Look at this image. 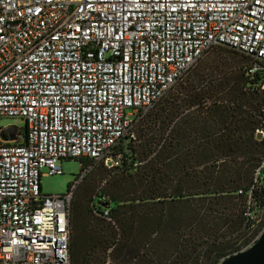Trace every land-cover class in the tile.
Instances as JSON below:
<instances>
[{
  "label": "built area",
  "instance_id": "2783aa9c",
  "mask_svg": "<svg viewBox=\"0 0 264 264\" xmlns=\"http://www.w3.org/2000/svg\"><path fill=\"white\" fill-rule=\"evenodd\" d=\"M217 48L248 60L245 90L264 96V0H0V119L26 122L0 138V264H72L77 187L118 166L113 149ZM71 159L83 164L68 192L43 194Z\"/></svg>",
  "mask_w": 264,
  "mask_h": 264
},
{
  "label": "trees",
  "instance_id": "16d2710c",
  "mask_svg": "<svg viewBox=\"0 0 264 264\" xmlns=\"http://www.w3.org/2000/svg\"><path fill=\"white\" fill-rule=\"evenodd\" d=\"M237 56L245 58L230 57ZM220 63L210 72L208 65L193 69L113 149L119 164L109 168L111 181L93 197L74 193L72 264H85L82 250L92 238L82 233H103L91 217L119 227L123 238L114 236L111 247L128 264H220L251 241L264 217V168L256 175L264 140L255 137L264 96L246 92L248 64ZM104 208L113 223L98 216Z\"/></svg>",
  "mask_w": 264,
  "mask_h": 264
},
{
  "label": "rangeland",
  "instance_id": "374dc122",
  "mask_svg": "<svg viewBox=\"0 0 264 264\" xmlns=\"http://www.w3.org/2000/svg\"><path fill=\"white\" fill-rule=\"evenodd\" d=\"M233 51L228 50L226 48H217L210 51L206 54L195 66L191 68V70L184 75L183 79L178 82L171 90H174L179 87L181 84L196 68L199 70L204 71L209 66V72L216 67L217 65H221L220 62L229 63V65H238V66H245L248 64V60L237 56L236 58H231V54ZM170 90V91H171ZM169 91V92H170ZM168 92V93H169ZM167 93V94H168ZM166 94V95H167ZM165 95V96H166ZM145 116V115H144ZM144 116L142 118H144ZM140 118V120L142 119ZM140 120L138 122H140ZM138 122L135 124L134 129ZM16 127L24 132L26 128V122L24 119L21 118H2L0 119V128L6 129L8 127ZM63 174L61 175H43L41 179V190L43 194L46 195H62L68 192L72 183L75 182L76 178L81 173V162L80 160H64L62 163ZM106 167L105 165H99L91 174H89L86 179L77 187L75 193L79 192V190H85L91 193L92 197L96 194L97 188L100 186L101 183L106 181H111L113 177V172ZM264 172V171H263ZM45 173V172H44ZM111 207H114V203H111ZM263 215V214H262ZM262 215H258V219L255 222V232L251 241L242 248V251L249 247L261 234L264 228V217ZM91 227L94 228L93 225H97L102 227L103 233L102 235H93V233H89L85 230L82 233V237L88 239L89 237L92 238L91 243H86L85 248L82 250L84 246V241L80 240L79 245L83 252V262L85 264H128V260L123 261L119 258V254H114V249L111 247L113 245V238H123L121 234V230L119 227L115 225H110L104 221L91 217L90 219ZM86 223V219L83 220L81 227L84 229ZM86 227V226H85ZM91 229V228H89ZM87 232V233H86ZM109 237V245L104 240L105 238ZM128 248L126 251L128 252Z\"/></svg>",
  "mask_w": 264,
  "mask_h": 264
},
{
  "label": "water",
  "instance_id": "95a60500",
  "mask_svg": "<svg viewBox=\"0 0 264 264\" xmlns=\"http://www.w3.org/2000/svg\"><path fill=\"white\" fill-rule=\"evenodd\" d=\"M5 133L8 134V139ZM19 133L17 128L11 127L1 132L0 138L3 141L17 142ZM220 264H264V228L259 238L250 247L224 258Z\"/></svg>",
  "mask_w": 264,
  "mask_h": 264
}]
</instances>
